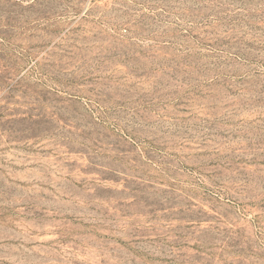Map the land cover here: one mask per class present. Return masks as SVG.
Listing matches in <instances>:
<instances>
[{"label": "rangeland", "instance_id": "374dc122", "mask_svg": "<svg viewBox=\"0 0 264 264\" xmlns=\"http://www.w3.org/2000/svg\"><path fill=\"white\" fill-rule=\"evenodd\" d=\"M0 264H264V0H0Z\"/></svg>", "mask_w": 264, "mask_h": 264}]
</instances>
